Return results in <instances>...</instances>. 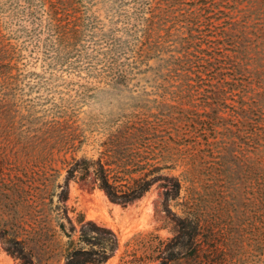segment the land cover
<instances>
[{
  "label": "rangeland",
  "instance_id": "obj_1",
  "mask_svg": "<svg viewBox=\"0 0 264 264\" xmlns=\"http://www.w3.org/2000/svg\"><path fill=\"white\" fill-rule=\"evenodd\" d=\"M55 1L0 0V56L11 65L10 78L0 76V264H66L61 223L70 230L68 214L77 212L120 236L104 264H137L125 243L141 231L156 243L172 237V216L184 214L189 196L223 220L215 264H264L263 1L75 0L80 31L65 41L53 24ZM230 20L248 31L247 52L227 77L228 97L208 103L204 86L188 84L187 57ZM244 113L254 139L243 138L252 129L239 122H248ZM216 114L214 127L195 128ZM227 141L239 161L225 163ZM74 156L118 160L132 176L157 179L127 204L92 187L93 173L64 192ZM166 176L182 179L179 199L165 201L174 183Z\"/></svg>",
  "mask_w": 264,
  "mask_h": 264
},
{
  "label": "trees",
  "instance_id": "obj_2",
  "mask_svg": "<svg viewBox=\"0 0 264 264\" xmlns=\"http://www.w3.org/2000/svg\"><path fill=\"white\" fill-rule=\"evenodd\" d=\"M262 1L264 3V0ZM77 11L75 0H56L53 3V24L62 41L78 36L80 28ZM245 17H250V13H246ZM238 23L230 20L226 25L215 29L212 38L206 40L208 46L202 47L203 42L200 43L201 46L192 51L190 57H187L191 66L190 70L194 75L189 77L188 84L195 91H201L204 86V89L208 91L205 97L208 103L218 102L220 98L228 97L229 91L233 87L228 86L230 80L227 77L241 69L240 66L242 67V61L237 57L240 52H247V44L244 42L248 40L249 35L245 28H238ZM242 24L245 26L246 22ZM258 29L264 32V28L259 27ZM227 40L232 46H220V43ZM226 49H232L235 53L230 54L226 52ZM5 57L0 56V76L7 75L10 78L8 73H10L11 65L7 63L8 61L4 62ZM217 75H221V78L214 82L213 79ZM4 81L6 82V79ZM209 86L211 88H208ZM245 110L248 111V109ZM244 115L248 118L249 123L243 118L239 122L243 125H252V129L247 130V134L243 138L248 135L254 139L256 132H252V130L255 129V123L252 121L250 113H244ZM215 117H219L218 114L216 116H200L195 120L197 122L194 124L195 128L200 130L214 127ZM240 131H242L241 128L238 132ZM249 131L252 133L248 134ZM224 148L227 151L226 155H222L225 163L234 159L239 161V155H235V149L231 147L230 142L227 141ZM113 149L114 152H119L117 147ZM73 158L74 161L68 167L64 192H69V184L72 179H80L86 183L88 177L93 173L92 187L98 186L106 191L111 200L127 204L141 198L157 179L156 176L150 178V172H144L138 177L132 176L135 170L125 167V162L124 164L120 162V164L118 160L113 159L104 161L103 156L97 159H91L88 156L79 158L74 156ZM112 163H118L124 167L113 173L116 168L111 167ZM165 179H170L171 183L174 181L172 188L164 191L165 201L179 199L183 187L182 179L179 176H166ZM196 204L194 196H189L184 202V214L172 216L176 225L172 237L164 239L158 235L160 242L156 243L154 238H151V233L141 231L131 241H127L125 244L132 245V251H135L136 258L132 261L137 264H152L155 261H158V264H170L186 256L192 264H215L219 251L217 227L223 220L218 214H214L217 217L210 218L208 216L210 213L205 212L207 210L201 209ZM169 211H172L170 207ZM68 217L72 222L70 230L66 229L64 222L61 223L63 231L70 237L66 264H104L121 248V238L113 229L98 225L94 220L87 219L83 213L77 212L75 218L68 214ZM78 230H80V234L76 239L73 237V233ZM211 241L214 244L211 245ZM203 251H209L207 257L202 255ZM237 253L239 250L233 254L237 255Z\"/></svg>",
  "mask_w": 264,
  "mask_h": 264
}]
</instances>
